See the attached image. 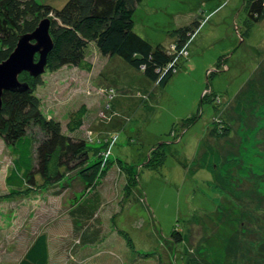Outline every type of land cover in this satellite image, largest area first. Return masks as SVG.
Returning a JSON list of instances; mask_svg holds the SVG:
<instances>
[{"label":"rangeland","instance_id":"rangeland-1","mask_svg":"<svg viewBox=\"0 0 264 264\" xmlns=\"http://www.w3.org/2000/svg\"><path fill=\"white\" fill-rule=\"evenodd\" d=\"M36 1L61 8L68 0ZM247 18L242 0H143L134 14L136 32L173 55V48L178 49L174 30L201 23L179 52L180 69L165 86L150 82L118 57L101 55L94 46L87 56L92 71L66 66L40 75L43 84L36 93L42 111L60 121L65 132L70 114L87 106L76 136L92 146L91 159L58 185L12 196L6 180L14 155L0 137V263L20 264L44 236L48 264H207L201 255L204 227L191 218L214 211L227 191L206 170L191 172L184 165L197 163L204 142L216 145L226 161L239 155L237 161L252 177L250 187L258 186L264 196L261 131L247 152L242 146L246 131L261 130L263 120L258 113L246 120L232 103L247 81L264 74V20L249 26ZM198 113L192 127L174 129ZM220 125L231 128L227 138L209 134ZM161 142L167 143L166 159L152 169L146 162ZM253 148L262 156L253 154ZM86 198L93 204L100 199L90 222L74 214ZM262 200L250 207L236 264L257 258L264 232ZM174 229L189 234V251L174 242ZM86 235L99 240L84 245Z\"/></svg>","mask_w":264,"mask_h":264},{"label":"trees","instance_id":"trees-1","mask_svg":"<svg viewBox=\"0 0 264 264\" xmlns=\"http://www.w3.org/2000/svg\"><path fill=\"white\" fill-rule=\"evenodd\" d=\"M142 1L68 0L61 8H57L36 0H0V63L7 60L15 50L19 36L33 32L41 20L48 17L51 18L53 48L48 54L46 71L54 72L66 66L92 71L93 65L87 60V56L91 46H94L101 55L118 57L132 68L143 71L150 82H159V85L165 86L179 71V52L187 46L201 23L193 21L174 30L173 36L178 49L173 55L163 45L154 46L136 32L134 14ZM242 1L249 26L264 20V0ZM50 14L53 16L50 17ZM20 80L28 82L32 91H5L0 111V137L11 146L14 155L13 166L6 180L12 196L24 195L38 187L58 185L68 172L83 167L90 161L92 147L86 139L76 136L81 133L88 115L86 105L70 114L68 131L65 132L60 121L47 118L42 111V102L36 93L37 87L43 84L42 76L34 78L24 72L20 75ZM204 102L205 99L202 98L201 105ZM232 103L238 115L248 120L258 113L264 123V74L258 81L254 78L247 81ZM250 108H253L254 114ZM199 115L200 113L182 120L174 129H189L196 123ZM217 129L213 128L209 133L213 138H227L231 134V128L227 125H220ZM263 130L262 126L256 132L254 128L246 131L242 145L246 147V152L254 134L261 131L259 135L262 133L264 136ZM204 144L205 150L197 163L184 167L191 172L206 170L216 186L224 185L227 193L214 211L203 217L194 215L191 221L204 227L205 241L202 243L201 255L205 263L236 264L233 260L241 253L243 235L247 232L246 223H249L252 215L250 207L262 202L264 196L258 193V186L250 187L249 180L252 177H247L248 171L237 161L239 155H235L232 161H226L216 145L210 148L207 142ZM166 147L165 142L154 145L146 165L152 169L162 167L166 159ZM253 149V154L262 156L261 152ZM255 181L257 182L256 179ZM89 199L86 198L74 208V214L85 216L88 222L100 206V199H96L94 204ZM205 218L209 223L204 224ZM86 231L88 230H85V234ZM261 236L263 240L258 253L255 252L258 260L255 258V262L252 260L251 264H264V232ZM89 238L91 237L86 235V240L83 239L84 245L99 240L98 235ZM172 238L174 242L185 245V251L190 250L187 246L189 234L174 229ZM254 243L258 246L257 242ZM20 264H48L44 236L35 241Z\"/></svg>","mask_w":264,"mask_h":264},{"label":"water","instance_id":"water-1","mask_svg":"<svg viewBox=\"0 0 264 264\" xmlns=\"http://www.w3.org/2000/svg\"><path fill=\"white\" fill-rule=\"evenodd\" d=\"M50 26L51 19L45 18L33 32L19 36L15 50L0 63V110L5 91H32L28 82L20 80L22 73L38 77L46 71L48 54L53 48Z\"/></svg>","mask_w":264,"mask_h":264},{"label":"built area","instance_id":"built-area-1","mask_svg":"<svg viewBox=\"0 0 264 264\" xmlns=\"http://www.w3.org/2000/svg\"><path fill=\"white\" fill-rule=\"evenodd\" d=\"M171 46H172V45H170V47H171ZM172 48H173V46H172ZM175 49H176V48H175ZM175 49L173 48L174 51H175ZM174 51H173V53H175Z\"/></svg>","mask_w":264,"mask_h":264}]
</instances>
